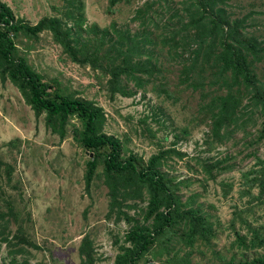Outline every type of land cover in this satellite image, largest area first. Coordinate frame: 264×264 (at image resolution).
<instances>
[{"label": "rangeland", "instance_id": "rangeland-1", "mask_svg": "<svg viewBox=\"0 0 264 264\" xmlns=\"http://www.w3.org/2000/svg\"><path fill=\"white\" fill-rule=\"evenodd\" d=\"M232 18L244 17V35L264 47V0H221ZM14 19L36 25L43 18H58L72 25L82 37H94L111 27L126 30L139 40L134 58L146 59L155 69L134 80L122 79L133 93L111 94L109 75L101 68L72 61L51 32L35 36L18 31L16 55L22 56L44 79L55 80L62 92L93 100L105 112L104 131L121 140L122 154H134L146 162L160 151L170 150L161 171L177 186L184 202L191 199L206 218L210 235L188 245L175 227L166 250L155 249L156 258L137 264H226L252 260L264 251V175L256 173L264 161V141L257 132L264 111L255 104L244 84L232 87L238 98L237 119L213 135L208 109L210 98L223 94L214 68L189 64L197 42L193 29L184 26L195 8L193 0H124L108 8V0H0ZM71 12L73 18L66 14ZM95 28V29H96ZM144 30L153 42L143 40ZM98 33L97 35H99ZM94 41V39H92ZM108 39L104 40V49ZM137 57V55H139ZM249 58V56H248ZM264 60V58H263ZM252 61L256 85L264 95V61ZM187 67V82H181ZM196 82L193 88L188 82ZM81 121L71 115L63 138L35 116L18 90L0 82V235L11 236L18 226L38 248L12 238L9 247L0 242V264L9 250L18 264H80L79 246L87 234L92 242L93 264H114L129 228L126 222L106 218L110 196L98 166L89 191H85L87 154L78 143ZM5 165L10 174L5 175ZM206 166L210 174L205 172ZM140 206L146 205L145 201ZM140 210H130L135 214ZM137 218H141V213ZM172 232V231H171ZM256 237L257 244L250 247ZM244 239V245L241 241ZM263 239V241H262ZM128 247V244H124Z\"/></svg>", "mask_w": 264, "mask_h": 264}, {"label": "trees", "instance_id": "trees-1", "mask_svg": "<svg viewBox=\"0 0 264 264\" xmlns=\"http://www.w3.org/2000/svg\"><path fill=\"white\" fill-rule=\"evenodd\" d=\"M121 1L124 0H108V8ZM219 3L222 1L193 0L195 8L184 23L185 27L193 29L192 35L197 42L189 64H197V59L201 58V64L206 63L208 67L214 68L218 86L224 88L223 94L213 96L208 103L213 135L218 134L220 127H228L237 119L238 98L232 91L235 85L239 87L244 84L248 87L252 91L254 103L259 104L264 111V95L258 90L251 70L252 61L263 60L264 47L254 38L245 37L244 17L232 18L224 8L218 6ZM66 17L70 19L73 15L68 12ZM78 22L79 19L68 25L58 18H43L36 25H28L21 19H14L11 10L0 2V82L11 83L35 116L44 113V123L60 138L65 135V124L71 115L81 121L82 127L76 134L80 147L87 154L83 176L85 191H89L101 164L104 184L110 196L106 218L114 215L115 222L122 220L129 225L123 233L122 241L123 245L129 246L121 245L114 264H137L143 258H156L159 255L155 252L156 247L160 245L159 250L167 249L165 245L171 241L176 226L181 228L180 237L188 245L208 237L211 234L210 228L199 208L191 206L190 198L183 202L177 194V186L161 171L167 153L174 151H160L146 162L134 154L123 155L121 140L104 131L106 117L101 106L93 100L62 92L55 80L44 79L22 56L16 55L14 36L18 31L35 36L46 29L72 61L107 72L111 94L129 96L133 93L122 79L134 80L135 86L141 88L145 81L141 74L151 75L150 71L155 69L150 62V50L147 48L146 59L134 58V50L139 42L135 35L111 27L116 34L112 38L109 29L103 28L100 32L92 24L89 30L95 35L85 38L74 27ZM143 34L145 42H153L145 30ZM106 38L108 45L104 49ZM184 68L181 82L186 83L188 68ZM188 84L193 88L196 86V82ZM259 128L256 140L264 141V117ZM206 168L205 172L210 174V168ZM261 171L264 175V161L256 173ZM9 174L10 168L5 165L7 178ZM142 201L146 205L140 206ZM133 209L140 212L130 214L129 211ZM140 213L139 219L137 215ZM3 216L0 213V218ZM12 238H17L22 245L38 248L23 236L21 226L11 236L0 235V242L9 247ZM241 244L246 246L244 239ZM249 244L250 247L257 244L256 237ZM21 251V247L9 250L5 264H18L14 254ZM78 251L80 264L94 263L92 242L87 234L82 237ZM226 264H264V251L260 257L250 261H231Z\"/></svg>", "mask_w": 264, "mask_h": 264}]
</instances>
